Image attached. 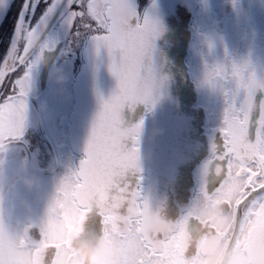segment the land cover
I'll return each mask as SVG.
<instances>
[{
  "label": "snow or ice",
  "instance_id": "obj_1",
  "mask_svg": "<svg viewBox=\"0 0 264 264\" xmlns=\"http://www.w3.org/2000/svg\"><path fill=\"white\" fill-rule=\"evenodd\" d=\"M12 3L0 0L5 17ZM52 22L62 34L49 31ZM163 30L148 12L141 16L133 0H21L0 62V149L23 139L25 98L45 52L63 58L80 45L96 57L104 51L116 87L106 99L98 95L84 156L60 178L46 219L37 226L41 239L26 233L18 243L0 242V264H46V254L54 249L52 264V257L61 256L70 238L82 231L93 207L102 223L123 224L140 237V246L126 249L121 264H197L189 232L163 219L142 188L143 119L122 126L126 105L135 109L143 104L151 112L167 89L168 77L155 60V41ZM205 43L211 53L214 45ZM198 54L202 68L197 87L220 95L223 109L192 199L223 192L231 206V194L240 191L246 198L236 203L237 217H255L264 227V75L257 76L247 59L233 60L226 49L222 59L211 61Z\"/></svg>",
  "mask_w": 264,
  "mask_h": 264
},
{
  "label": "flooded vegetation",
  "instance_id": "obj_2",
  "mask_svg": "<svg viewBox=\"0 0 264 264\" xmlns=\"http://www.w3.org/2000/svg\"><path fill=\"white\" fill-rule=\"evenodd\" d=\"M138 13L145 12L158 20L168 16L178 20L181 15L189 18L190 50L186 59L191 80L197 87V79L202 68L201 56L211 61L222 59L227 54L236 61L247 59L257 76L264 75V0H133ZM21 0H13L10 10L0 25V62L6 53L7 42L11 36ZM49 31L60 30L52 22ZM205 41L214 45L208 52ZM85 46L74 49L72 55L61 58L56 52H45L43 62L33 77L32 99L29 104L30 113L35 115V107L43 101L47 105V118L40 128H33L27 124L23 139L14 143L11 148L26 153L38 149L42 165L54 168L55 174L45 172L43 175L46 191L53 190L54 180L69 167H77L83 158L73 147L69 137L70 115L74 106V82L85 58ZM54 67H61L68 75L65 85L66 95L63 97L53 94L54 85L48 80V72ZM198 106L206 114L204 135L207 140L208 151L202 161L190 173L177 172L166 166V169H150L141 167L138 174L142 188L149 196L154 210L159 207L160 214L166 221H175L181 210L190 203L200 166L209 156L210 138L215 135L214 130L219 126L223 109V99L218 94H212L205 88H198ZM151 115L147 112L145 117ZM136 179L137 176H132ZM42 211L38 207L37 213ZM89 220L83 222L85 232L100 234L102 217L93 207ZM35 241L41 239L39 229L32 228L29 232ZM54 249L46 254V264Z\"/></svg>",
  "mask_w": 264,
  "mask_h": 264
},
{
  "label": "clouds",
  "instance_id": "obj_3",
  "mask_svg": "<svg viewBox=\"0 0 264 264\" xmlns=\"http://www.w3.org/2000/svg\"><path fill=\"white\" fill-rule=\"evenodd\" d=\"M48 80L54 85L53 94L67 100L68 75L64 70L50 69ZM25 99L26 125L42 127L47 118V105L41 101L33 115L29 110L32 90ZM12 145L0 149V242L4 243H18L46 219L60 178L67 171L54 180L52 191H46L43 175L55 174L56 170L42 165L38 149L26 153L12 149ZM209 196L191 199L184 216L175 220L177 230L189 232L197 264H264V227L255 217L238 218L235 211L237 201L245 199V194L233 192L231 206L223 192H212ZM38 207H42L39 214ZM238 240L246 243L238 244ZM140 244L139 235L123 224L102 223L100 234L82 229L73 235L66 251L52 257V264H121L125 250L134 251Z\"/></svg>",
  "mask_w": 264,
  "mask_h": 264
},
{
  "label": "water",
  "instance_id": "obj_4",
  "mask_svg": "<svg viewBox=\"0 0 264 264\" xmlns=\"http://www.w3.org/2000/svg\"><path fill=\"white\" fill-rule=\"evenodd\" d=\"M181 16L177 21L168 16L159 20L164 30L155 41V60L161 74L168 77L166 91L148 117L143 104L135 109L126 105L122 126L129 127L143 119L140 167L159 170L168 166L177 172L191 173L206 156L208 145L203 127L206 114L198 106V89L186 64L190 50L189 18ZM4 18V13H0V25ZM107 64L104 51L96 57L90 48H85V58L73 86L74 106L69 126L72 145L82 156L99 110L98 95L106 99L116 87ZM90 213L85 220L92 218Z\"/></svg>",
  "mask_w": 264,
  "mask_h": 264
},
{
  "label": "bare ground",
  "instance_id": "obj_5",
  "mask_svg": "<svg viewBox=\"0 0 264 264\" xmlns=\"http://www.w3.org/2000/svg\"><path fill=\"white\" fill-rule=\"evenodd\" d=\"M189 168V167H188Z\"/></svg>",
  "mask_w": 264,
  "mask_h": 264
}]
</instances>
